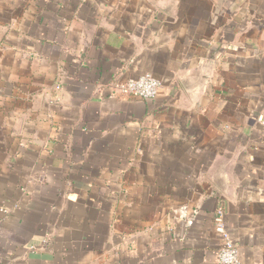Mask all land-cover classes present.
Returning a JSON list of instances; mask_svg holds the SVG:
<instances>
[{
	"label": "crops",
	"instance_id": "obj_1",
	"mask_svg": "<svg viewBox=\"0 0 264 264\" xmlns=\"http://www.w3.org/2000/svg\"><path fill=\"white\" fill-rule=\"evenodd\" d=\"M220 222L264 264V0H0V264H219Z\"/></svg>",
	"mask_w": 264,
	"mask_h": 264
},
{
	"label": "built area",
	"instance_id": "obj_2",
	"mask_svg": "<svg viewBox=\"0 0 264 264\" xmlns=\"http://www.w3.org/2000/svg\"><path fill=\"white\" fill-rule=\"evenodd\" d=\"M162 86L161 80L153 73L147 72L136 78L114 84V89L121 94L129 95L142 100H151L157 97ZM220 214L222 212L220 211ZM222 242L218 249L219 264H243L239 248L231 233L220 222Z\"/></svg>",
	"mask_w": 264,
	"mask_h": 264
}]
</instances>
